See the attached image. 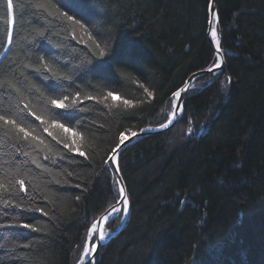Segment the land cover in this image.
I'll list each match as a JSON object with an SVG mask.
<instances>
[{"label": "trees", "instance_id": "16d2710c", "mask_svg": "<svg viewBox=\"0 0 264 264\" xmlns=\"http://www.w3.org/2000/svg\"><path fill=\"white\" fill-rule=\"evenodd\" d=\"M209 1L0 0V115L28 133L0 121V223L31 226L0 228V264L81 258L119 196L109 153L217 60ZM215 30L222 70L121 148L127 200L85 264H264V0H217Z\"/></svg>", "mask_w": 264, "mask_h": 264}, {"label": "water", "instance_id": "95a60500", "mask_svg": "<svg viewBox=\"0 0 264 264\" xmlns=\"http://www.w3.org/2000/svg\"><path fill=\"white\" fill-rule=\"evenodd\" d=\"M216 2L217 0L209 1L208 14H207V38L214 49L215 55L217 56V60L212 65L205 66L203 68H200L198 70L191 72L185 78L183 84L175 91V94H174L175 103L173 106V110L169 118L166 121L156 126H147V127L138 129L136 131H133L132 133L124 137V143H121V140H120L117 143V145L112 149V151L109 153L108 158L110 160V163H111V166L114 172V176L119 186V196H118V199L114 203L109 205L103 212H101L91 224L90 229H92L95 226L93 229L95 230L94 231L95 238L92 244H90L87 241V246L90 247V252L87 256L83 254L81 258L75 264H85L86 262H88L89 260L93 258L99 246L104 240V239L100 240L99 238V234L103 232L104 224L107 222V220L110 218V216L114 212L119 211L121 209L122 204L125 203L127 200L125 183L120 173L118 162H117L118 154L121 148L125 146L127 143L137 139L138 137L142 135H146V134H150L154 132H160V131L170 128L176 122V120L178 119V117L180 116L183 110V99L192 81L199 75H202L208 72H213L216 70H219V71L222 70L224 63H225L223 49L219 46L218 41L214 42L211 37V29L213 26L215 27V23H216ZM177 93H179V96L176 95ZM133 133H135L136 135H133ZM121 188L124 189L123 195H121L120 193Z\"/></svg>", "mask_w": 264, "mask_h": 264}, {"label": "snow or ice", "instance_id": "6c2138e0", "mask_svg": "<svg viewBox=\"0 0 264 264\" xmlns=\"http://www.w3.org/2000/svg\"><path fill=\"white\" fill-rule=\"evenodd\" d=\"M12 7H13V3H12V0H8V12H9V15L11 16V10H12ZM11 23V21H9ZM212 36L215 37L216 36V32L215 30H213L212 32ZM0 88H4V85H3V82H0ZM4 91L7 92L8 89L7 88H4ZM177 96H179V93L176 94ZM52 103L54 105H56L57 108L59 109H64L65 108V105L63 102H60V101H56V100H53ZM0 121H3L5 125H11L12 128L17 132V133H23L24 134V137L27 138V135L28 133L26 132V130L23 128V127H20L19 125H17L16 121L15 120H9V119H6L5 116L3 115H0ZM133 135H136L135 133H133ZM121 143H124V138L123 136L121 137ZM81 155H83V153H81ZM21 184H23V181H21ZM0 187H3V185H0ZM120 193L121 195H123L124 193V189L121 188L120 189ZM0 203L3 204L4 207H12L13 204L12 202L9 200V199H3L2 197H0ZM17 208L20 207V205H15ZM15 226H22L24 228H29L31 227L29 224L25 223L23 225H8V224H4V223H0V228H5V227H15ZM95 227V226H94ZM99 238L100 240H103L105 238V235L103 232H101L99 234ZM0 247H3L2 244H0ZM90 250L89 249H85V256H87L89 254Z\"/></svg>", "mask_w": 264, "mask_h": 264}, {"label": "rangeland", "instance_id": "374dc122", "mask_svg": "<svg viewBox=\"0 0 264 264\" xmlns=\"http://www.w3.org/2000/svg\"><path fill=\"white\" fill-rule=\"evenodd\" d=\"M174 103H175V96L173 97V99H172L171 102H170V109H171V111L173 110ZM171 111H170V112H171ZM125 206H126V204L124 205V207H125ZM93 229H94V227H93L92 229H90V231H89V233H88V236H87V241H88L89 243H90V238L92 237L93 232H94ZM103 233H104V235H105V237H106L107 233L104 232V231H103ZM85 249H89V250H90V247H88L87 244H86ZM85 249H84L83 254H85Z\"/></svg>", "mask_w": 264, "mask_h": 264}, {"label": "bare ground", "instance_id": "6f19581e", "mask_svg": "<svg viewBox=\"0 0 264 264\" xmlns=\"http://www.w3.org/2000/svg\"><path fill=\"white\" fill-rule=\"evenodd\" d=\"M213 30H215V27H214V26H213L212 29H211V37H212V39H213L214 42H217L216 36H215V37L212 36V32H213ZM215 32H216V30H215ZM176 121H177V120H176ZM173 125H174V124H173Z\"/></svg>", "mask_w": 264, "mask_h": 264}]
</instances>
